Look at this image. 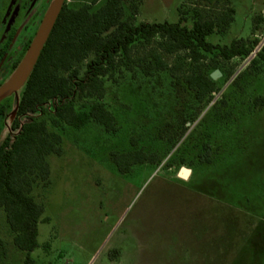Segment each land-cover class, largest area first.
<instances>
[{
    "label": "rangeland",
    "instance_id": "rangeland-1",
    "mask_svg": "<svg viewBox=\"0 0 264 264\" xmlns=\"http://www.w3.org/2000/svg\"><path fill=\"white\" fill-rule=\"evenodd\" d=\"M88 2L64 0L71 7ZM54 3L37 18L39 1L29 0L22 15L15 9L5 22L0 42L9 27L15 36L0 64V144L16 132L11 124L31 65L26 55ZM227 5L233 20L209 42H251L264 34V0H123L124 18L134 24L177 22L181 7L189 9L190 26L192 8L216 14ZM163 57L173 64V57ZM150 60L104 78L115 134L93 122L63 130L47 123L62 135L61 154L46 157L49 184L31 190L46 219L38 224L33 264H264V104L255 103L264 101V60L241 67V56L205 55L201 73H222L214 80L217 92L203 101L180 71L149 68ZM204 144L209 163L199 158ZM137 149L157 161L120 173L112 154ZM182 167L191 170L187 178ZM0 264H27L1 208Z\"/></svg>",
    "mask_w": 264,
    "mask_h": 264
},
{
    "label": "trees",
    "instance_id": "trees-1",
    "mask_svg": "<svg viewBox=\"0 0 264 264\" xmlns=\"http://www.w3.org/2000/svg\"><path fill=\"white\" fill-rule=\"evenodd\" d=\"M98 1L61 7L25 81L11 124L16 132L0 144V208L13 233V243L25 253L27 264H33L30 255L40 246L38 224L46 221L41 218L44 208L34 200L31 190L37 183L49 184L46 157L61 154L62 135L49 130L48 122L60 130L64 125L80 129L93 122L115 134V116L103 102L104 78L118 67L128 70L132 63L149 58V68L153 64L157 69H168L173 76L180 71L197 100L203 101L217 92L210 74L203 75L200 70L205 55L215 54L224 60L245 57L257 43V39H239L220 45L207 40L213 33L224 32L233 20L234 8L229 5L216 14L194 7V19L187 26L189 9L179 7L177 22L134 24L124 18L123 0H103L92 10ZM164 55L173 57V64L164 61ZM258 56L264 60V46ZM49 103L51 109L47 108ZM255 103L263 105L264 101L257 98ZM203 148L200 161L209 163L210 148L208 144ZM112 159L120 173H127L133 164L155 163L157 155L137 149L113 153ZM115 253L110 252V257Z\"/></svg>",
    "mask_w": 264,
    "mask_h": 264
},
{
    "label": "flooded vegetation",
    "instance_id": "flooded-vegetation-1",
    "mask_svg": "<svg viewBox=\"0 0 264 264\" xmlns=\"http://www.w3.org/2000/svg\"><path fill=\"white\" fill-rule=\"evenodd\" d=\"M28 1L29 0H0V36H2L3 28L6 20L11 16L12 13L11 11H15L16 9L17 15H19V13L21 12L22 15ZM36 1H39V6L37 9L38 11L37 18L39 17L41 18V15L43 13V7L45 6V4H48L50 0H36ZM63 5H64V0L62 2V6ZM14 36H15V27H9L6 36H4L5 40L3 42H0V64L3 63V60L7 55V50Z\"/></svg>",
    "mask_w": 264,
    "mask_h": 264
},
{
    "label": "water",
    "instance_id": "water-1",
    "mask_svg": "<svg viewBox=\"0 0 264 264\" xmlns=\"http://www.w3.org/2000/svg\"><path fill=\"white\" fill-rule=\"evenodd\" d=\"M62 2L63 0H55V3H54V7L52 9V12L51 14L48 16L47 20L45 21V23L41 26L39 32L37 33V35L35 36V38L33 39L32 41V45L30 47V50L29 52L27 53L26 55V60L31 64L30 65V71L39 55V52L41 51L42 49V46L54 24V21L61 9V6H62ZM29 71V73H30ZM221 76V72L219 69H215L214 71H212L210 73V78L212 80H215L217 79L218 77ZM191 170L189 168H185V167H182L180 169V176L183 177V178H187L188 175L190 174Z\"/></svg>",
    "mask_w": 264,
    "mask_h": 264
},
{
    "label": "built area",
    "instance_id": "built-area-1",
    "mask_svg": "<svg viewBox=\"0 0 264 264\" xmlns=\"http://www.w3.org/2000/svg\"><path fill=\"white\" fill-rule=\"evenodd\" d=\"M257 39V43L254 45V47L251 49L249 54L245 57H243V63L240 65L241 67L246 66L248 63H250L255 57H257V54L261 51L262 47L264 46V34L262 36H259ZM238 57V56H235ZM234 58V57H233ZM239 66V67H240Z\"/></svg>",
    "mask_w": 264,
    "mask_h": 264
}]
</instances>
